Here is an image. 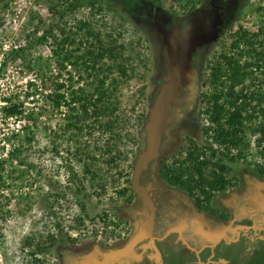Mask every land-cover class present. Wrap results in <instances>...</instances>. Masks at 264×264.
Masks as SVG:
<instances>
[{
    "label": "rangeland",
    "instance_id": "rangeland-1",
    "mask_svg": "<svg viewBox=\"0 0 264 264\" xmlns=\"http://www.w3.org/2000/svg\"><path fill=\"white\" fill-rule=\"evenodd\" d=\"M69 1L0 0V264H264L258 134L247 131L250 155L242 160L232 157L235 148L222 155L203 132L209 64L239 27L258 30L264 0ZM88 30L122 46L103 60L115 109L91 133L68 126L77 113L52 102L55 93L68 98L71 84L92 88L68 63L73 57L63 60L77 44L61 41L78 42ZM20 46L23 53L9 55ZM177 75L155 153L137 177L150 210L134 172L148 149L153 110ZM8 103L20 112L5 114ZM188 138L211 143L227 168L230 183L210 200L215 213L199 210L159 174L164 159L184 155ZM50 236L49 253L35 250Z\"/></svg>",
    "mask_w": 264,
    "mask_h": 264
},
{
    "label": "trees",
    "instance_id": "trees-1",
    "mask_svg": "<svg viewBox=\"0 0 264 264\" xmlns=\"http://www.w3.org/2000/svg\"><path fill=\"white\" fill-rule=\"evenodd\" d=\"M78 1L80 0H70L69 5L75 7ZM87 33L78 42L74 37L68 36L61 41L77 44L63 60L68 61L69 57H73L74 60H69L68 63L78 70V79L85 76L92 79V88L86 91L81 87L73 88L71 84L68 98L64 93H55L52 102L56 108L65 105L77 113L68 126L91 133L90 130L95 129L94 127L99 130L102 127L101 123L96 125L97 118L115 109L110 101L111 90L105 84L107 75L103 73L108 67H104L103 60L114 59L122 46L113 41L106 42L90 30ZM44 38L43 31L36 39L40 41ZM23 50L25 51L21 46L12 48L9 55H19ZM79 50L80 54H76L75 51ZM54 52L60 56V52ZM58 63L59 68L65 67L62 61ZM207 81L210 92L204 96L210 126L203 129L207 138L226 150L221 152L222 155L229 156V150L235 148L236 153L232 157L246 160L250 155V144L247 140V131L250 130L258 134L255 140L256 150L264 155V22L254 33L241 27L234 32L228 49L216 55L210 62ZM58 85L64 87L62 82ZM2 110L8 115L20 112L19 104L15 103L3 105ZM91 120L94 123H90ZM183 153V156L180 152L171 161L164 159L159 168L160 176L170 185L188 192L199 210L215 213L210 207L211 197L216 191H224L230 183L224 175L227 169L225 164L220 161L221 158L216 157L218 149L212 148L211 143L199 146L188 138V146ZM215 157L217 160L214 161ZM208 167L210 170H207ZM4 172L6 165L1 162L0 180ZM260 172L264 170L260 169ZM53 241V236H50L48 241L35 243V250L49 253ZM31 255L34 262L41 263L35 252Z\"/></svg>",
    "mask_w": 264,
    "mask_h": 264
},
{
    "label": "water",
    "instance_id": "water-1",
    "mask_svg": "<svg viewBox=\"0 0 264 264\" xmlns=\"http://www.w3.org/2000/svg\"><path fill=\"white\" fill-rule=\"evenodd\" d=\"M178 81V75L173 79L172 83L168 86L167 92H165L158 100L153 113H152V118L151 122L149 125V141H148V149L145 154V156L142 158L140 163L136 166L135 172H134V188L135 190L142 195L150 210H152V204L150 202V198L147 196V194L139 187L138 182H137V177L140 169L144 166V164L154 155L155 153V148L157 144V140L159 138L160 132H161V127L163 124V115H164V107L166 103V99L168 96L171 94L172 89L174 88L176 82ZM151 221V220H150ZM150 237L152 236L151 234V229H150Z\"/></svg>",
    "mask_w": 264,
    "mask_h": 264
},
{
    "label": "crops",
    "instance_id": "crops-1",
    "mask_svg": "<svg viewBox=\"0 0 264 264\" xmlns=\"http://www.w3.org/2000/svg\"><path fill=\"white\" fill-rule=\"evenodd\" d=\"M202 251V249L200 248V250L198 249V252H201Z\"/></svg>",
    "mask_w": 264,
    "mask_h": 264
}]
</instances>
